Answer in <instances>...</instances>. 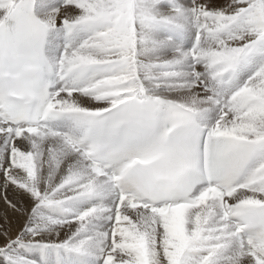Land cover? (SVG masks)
Wrapping results in <instances>:
<instances>
[{
  "label": "snow or ice",
  "instance_id": "obj_1",
  "mask_svg": "<svg viewBox=\"0 0 264 264\" xmlns=\"http://www.w3.org/2000/svg\"><path fill=\"white\" fill-rule=\"evenodd\" d=\"M0 264H264V0H0Z\"/></svg>",
  "mask_w": 264,
  "mask_h": 264
}]
</instances>
